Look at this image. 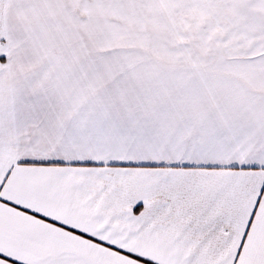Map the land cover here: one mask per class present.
<instances>
[{"label": "snow or ice", "instance_id": "obj_1", "mask_svg": "<svg viewBox=\"0 0 264 264\" xmlns=\"http://www.w3.org/2000/svg\"><path fill=\"white\" fill-rule=\"evenodd\" d=\"M0 264H264V0H0Z\"/></svg>", "mask_w": 264, "mask_h": 264}]
</instances>
